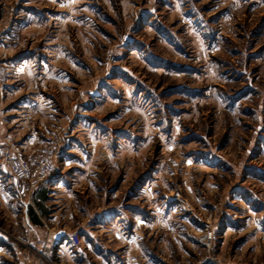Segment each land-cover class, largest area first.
I'll return each mask as SVG.
<instances>
[{"label": "rangeland", "instance_id": "rangeland-1", "mask_svg": "<svg viewBox=\"0 0 264 264\" xmlns=\"http://www.w3.org/2000/svg\"><path fill=\"white\" fill-rule=\"evenodd\" d=\"M19 105L94 171L74 264H264V0H0V121Z\"/></svg>", "mask_w": 264, "mask_h": 264}, {"label": "crops", "instance_id": "crops-1", "mask_svg": "<svg viewBox=\"0 0 264 264\" xmlns=\"http://www.w3.org/2000/svg\"><path fill=\"white\" fill-rule=\"evenodd\" d=\"M20 102L23 104V100ZM14 109L17 115L11 121L7 122L6 119L0 121V224L4 221L10 222L13 228H20L22 235L14 240L9 234L10 231L0 230V264H52L50 260L53 258H61L63 262L74 264L73 256L68 250L72 245L70 236L73 233L80 235L85 228L83 223L75 222L76 213L69 206L70 198L79 191L70 185L68 177L76 176V179H79V173L83 172L90 177L88 183L90 191L98 189L97 184L92 181L94 175L91 174H94V171L77 169L68 173L58 170V160H61V164L71 163L82 168L85 160L80 148L83 144L80 139L74 140L71 135L57 133L54 143L57 146L56 169L53 175L35 188L15 180L6 164L7 157L14 153L13 143L23 149L27 159L36 163L45 155L44 147L47 142L37 131L38 128H34L30 123L27 125L26 117L34 107L19 105ZM6 124L8 133L4 130ZM43 126L46 127L45 124ZM157 206L153 208L151 214H155L156 211L155 219L158 223L159 205ZM146 208L151 207L148 205ZM110 210L107 209L105 214L98 215L93 223L98 225L101 222L99 225L111 226ZM135 212L133 222H136L137 217L141 218V212ZM141 222L147 225L146 228L150 226L148 219L144 217L141 218ZM16 228L11 231L14 233ZM142 252L146 255L143 250ZM80 253L84 251H78L77 254ZM146 258L148 259L147 255Z\"/></svg>", "mask_w": 264, "mask_h": 264}, {"label": "built area", "instance_id": "built-area-1", "mask_svg": "<svg viewBox=\"0 0 264 264\" xmlns=\"http://www.w3.org/2000/svg\"><path fill=\"white\" fill-rule=\"evenodd\" d=\"M49 140V144L55 143V138L51 137ZM56 152V150L50 148L43 159L36 163H31L23 157L18 149H14V153L7 157L6 164L15 180L35 188L47 181L55 172ZM80 239L81 237L78 233H73L70 236V242L74 247L80 244ZM201 239L203 240L204 237H201Z\"/></svg>", "mask_w": 264, "mask_h": 264}]
</instances>
